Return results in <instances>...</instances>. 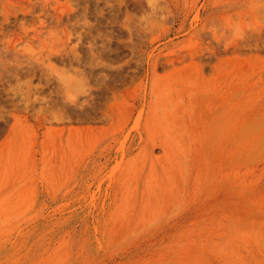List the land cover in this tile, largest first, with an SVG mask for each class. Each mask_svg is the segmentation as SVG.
<instances>
[{
    "label": "rangeland",
    "instance_id": "obj_1",
    "mask_svg": "<svg viewBox=\"0 0 264 264\" xmlns=\"http://www.w3.org/2000/svg\"><path fill=\"white\" fill-rule=\"evenodd\" d=\"M0 264H264V0H0Z\"/></svg>",
    "mask_w": 264,
    "mask_h": 264
},
{
    "label": "bare ground",
    "instance_id": "obj_2",
    "mask_svg": "<svg viewBox=\"0 0 264 264\" xmlns=\"http://www.w3.org/2000/svg\"><path fill=\"white\" fill-rule=\"evenodd\" d=\"M166 13H168V11Z\"/></svg>",
    "mask_w": 264,
    "mask_h": 264
}]
</instances>
